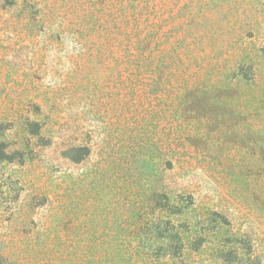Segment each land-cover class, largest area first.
<instances>
[{
	"label": "rangeland",
	"instance_id": "374dc122",
	"mask_svg": "<svg viewBox=\"0 0 264 264\" xmlns=\"http://www.w3.org/2000/svg\"><path fill=\"white\" fill-rule=\"evenodd\" d=\"M0 264H264V0H0Z\"/></svg>",
	"mask_w": 264,
	"mask_h": 264
},
{
	"label": "trees",
	"instance_id": "16d2710c",
	"mask_svg": "<svg viewBox=\"0 0 264 264\" xmlns=\"http://www.w3.org/2000/svg\"><path fill=\"white\" fill-rule=\"evenodd\" d=\"M77 149H80L79 147H77ZM82 150V149H80ZM77 152V151H76ZM69 158H71L70 156H68ZM74 162H78L80 159H81V156H78V157H73L71 158ZM159 198H160V201H161V198H162V201H167V196L164 194V193H161V196H159L158 198H154L152 201L153 202H157L159 201ZM151 200V199H150Z\"/></svg>",
	"mask_w": 264,
	"mask_h": 264
}]
</instances>
